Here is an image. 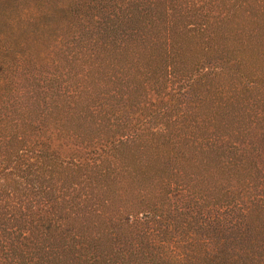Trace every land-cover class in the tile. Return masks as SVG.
Instances as JSON below:
<instances>
[{"label": "trees", "instance_id": "obj_1", "mask_svg": "<svg viewBox=\"0 0 264 264\" xmlns=\"http://www.w3.org/2000/svg\"><path fill=\"white\" fill-rule=\"evenodd\" d=\"M61 1L32 18L64 45L66 125L51 114L17 131L0 123V143L19 140L2 161L37 173V264L215 259L219 242L191 223L228 227L235 191L211 201L198 181L238 176L236 144L264 124V0ZM78 11L82 28L60 39L56 18L73 24Z\"/></svg>", "mask_w": 264, "mask_h": 264}, {"label": "rangeland", "instance_id": "obj_2", "mask_svg": "<svg viewBox=\"0 0 264 264\" xmlns=\"http://www.w3.org/2000/svg\"><path fill=\"white\" fill-rule=\"evenodd\" d=\"M66 2L68 0L60 3L66 5ZM41 4L42 0H0V123L9 125L11 120V125L16 124L14 131L31 128L34 122L39 123L49 114L59 116L66 125L68 64L58 54L64 45L55 44L54 36L38 28L42 20L32 18L36 13L40 15ZM78 13L72 19L73 24L56 18V22L60 21L55 26V30H60L56 34L60 36L62 33L60 39L68 35L74 24V27L82 28ZM84 25H90L88 18ZM259 32L262 35L254 39L257 41L255 45L263 48L264 33ZM131 85L134 87L133 83ZM262 125L252 132H255L253 139L247 138L246 142L236 144L239 149L236 155L244 159L238 176L228 179L229 173H219L210 183L198 181L203 194L211 196V201L221 203L228 189L235 191L234 195H229L232 197L229 200L232 207H236L230 208L231 211L223 217L228 227L218 228L214 223L202 226L198 219H195L197 225L191 223L190 229L198 236L206 237L209 246L219 242L215 259L206 258L205 264H264ZM5 141L0 143V264H37L34 223L37 173L34 168L29 173L23 171L28 164L23 160L2 161L1 158L5 160L12 149L19 147L18 138ZM51 141L52 147H58L61 153L65 150L64 137ZM240 190H246L252 196L246 199L235 197ZM253 198L260 201L252 202ZM177 199L186 200L183 196Z\"/></svg>", "mask_w": 264, "mask_h": 264}]
</instances>
